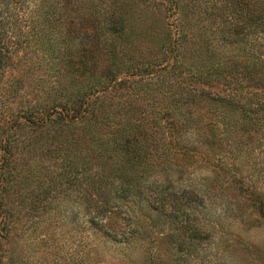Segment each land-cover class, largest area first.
Masks as SVG:
<instances>
[{
  "label": "trees",
  "instance_id": "obj_1",
  "mask_svg": "<svg viewBox=\"0 0 264 264\" xmlns=\"http://www.w3.org/2000/svg\"><path fill=\"white\" fill-rule=\"evenodd\" d=\"M140 3L154 8L169 54H194L191 63L166 59L147 71L157 80L165 71L167 78L153 82L143 95L130 93L123 88L127 81L118 79L133 46L123 34L133 27L126 24L128 10ZM166 3L162 10L154 0H0V238H9L18 221H42L48 209L59 208L60 194L73 188L79 207L88 210L83 217L89 226L107 237L116 229L114 241L130 242L133 200L148 198L160 209L175 208L181 200L189 203L186 194L201 189L187 183L182 192L166 194L150 174L190 175L214 162L222 166L223 158L213 156L221 145L240 165L224 164L230 181L249 187L241 166L258 142L255 126L264 123V94L211 89L219 88L221 68L209 69L201 38L187 34L188 15L202 10L201 0ZM79 66L88 69V79L80 77ZM135 68L127 67L124 76H136ZM244 80L234 87H249ZM236 114L245 116L247 139H239ZM203 115L212 121L210 127L203 123L208 131L201 129ZM145 187L149 195L142 194ZM249 195L264 216V193ZM178 214L183 216L178 211L174 217ZM4 256L0 251V264Z\"/></svg>",
  "mask_w": 264,
  "mask_h": 264
},
{
  "label": "rangeland",
  "instance_id": "obj_2",
  "mask_svg": "<svg viewBox=\"0 0 264 264\" xmlns=\"http://www.w3.org/2000/svg\"><path fill=\"white\" fill-rule=\"evenodd\" d=\"M201 2L202 10L193 9L188 15L187 34L195 41L201 38L205 48L203 63H207L209 69L221 68V76L217 78L220 80L219 88L211 89H219L224 94L232 88L241 93L264 94V0ZM154 3L162 10L167 6L166 0H154ZM128 11L126 24L131 22L133 27L127 26L123 34L131 39L133 46L123 61L127 67L136 66L133 72L136 76L125 77L126 67L118 79L127 81L123 88L130 93L143 95L148 91L146 87L152 90L153 82L159 85L160 80L167 78L165 71L161 72L162 78L158 80L149 77L147 71H155L157 65H164L166 59L169 64H175V61L191 63L190 58L194 54L191 50L188 56L177 51L176 56L169 54L171 46L165 43L161 21L155 20L152 14L154 8L140 3ZM125 36L117 38L122 40ZM87 70L80 67V77L88 79ZM234 73L239 77L233 76ZM211 75H215L214 70ZM227 77H231L232 82L225 80ZM242 78L249 87L246 88L245 84L243 89L234 87ZM227 83L232 87L228 88ZM236 116V129L243 133L239 139H247L244 130L246 120L241 121L245 116ZM202 119L201 129L204 131L207 125L203 123L207 122L210 127L212 121L209 122L205 115ZM255 129L258 142L241 166L243 175H247L250 181L249 187L230 181V171L224 164L240 165L225 145H221L220 152H213V156L223 158L222 166H216L214 162L190 175L154 171L150 179L161 181L159 189L166 194L182 192L187 183L198 184L201 189L195 188L194 192L186 194L185 199L189 203L184 205V200H181L175 208L160 209L153 206L148 198L133 200L134 211L131 210L132 205H128V210L133 214L135 238L122 243L113 240L119 238L118 234L114 235L116 229L112 237H107L96 231L98 227L86 223L84 217L88 210L79 207L80 199L71 188L60 194L59 208L48 209L50 213L42 221L26 224L18 221L9 238H0L5 264H264V216L258 200L249 195L252 190L264 193V123H257ZM228 134L226 137L230 139ZM206 135L214 141L211 132H206ZM204 177H209V180ZM148 190L142 188V194L149 195L151 192ZM207 191L210 198L206 201ZM178 211L183 218L179 214L174 217ZM113 217L118 225L121 221L118 211ZM108 228L112 230V226ZM102 229L108 232L106 228Z\"/></svg>",
  "mask_w": 264,
  "mask_h": 264
}]
</instances>
